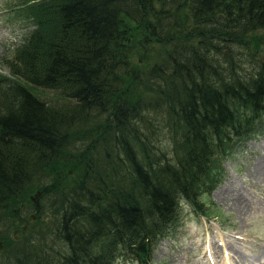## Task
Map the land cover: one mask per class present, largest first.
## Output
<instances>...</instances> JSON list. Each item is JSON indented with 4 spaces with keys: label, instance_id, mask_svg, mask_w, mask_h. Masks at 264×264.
Returning <instances> with one entry per match:
<instances>
[{
    "label": "trees",
    "instance_id": "obj_1",
    "mask_svg": "<svg viewBox=\"0 0 264 264\" xmlns=\"http://www.w3.org/2000/svg\"><path fill=\"white\" fill-rule=\"evenodd\" d=\"M14 6L35 26L6 60L8 75L0 71V233L39 183L58 200L50 210L62 247L2 264H150L183 223L180 201L206 213L200 196L220 183L225 158L264 133V0ZM235 47L261 57L253 73L228 60ZM39 89L59 90L68 103ZM64 168L79 178L59 189Z\"/></svg>",
    "mask_w": 264,
    "mask_h": 264
},
{
    "label": "rangeland",
    "instance_id": "obj_2",
    "mask_svg": "<svg viewBox=\"0 0 264 264\" xmlns=\"http://www.w3.org/2000/svg\"><path fill=\"white\" fill-rule=\"evenodd\" d=\"M17 10L14 0H0V71L7 75L6 60L35 26L31 18L17 15ZM245 51L235 47L228 60L242 63L245 73L251 74L261 57H243L241 53ZM261 54L264 57L263 51ZM219 60L222 65L223 57ZM37 92L49 102L68 103L59 90L39 89ZM151 127L156 128L157 137L153 134L157 143L169 154L166 132L154 123ZM223 167L217 187L200 196L206 213L198 214L188 203L180 201L183 223L174 234L159 242L150 264H240L239 258L242 261L254 253L264 252V133L239 144L233 154L225 158ZM61 172L56 179L59 189L72 186L79 178L70 168ZM20 201L18 206L22 212L14 216L10 228L0 233V264L26 251H58L62 247L55 236L59 219L57 213L50 210L58 200L50 193L42 196L41 185L36 183L26 188L16 204ZM35 204H42V209L34 212ZM116 264L136 263L121 258Z\"/></svg>",
    "mask_w": 264,
    "mask_h": 264
},
{
    "label": "bare ground",
    "instance_id": "obj_3",
    "mask_svg": "<svg viewBox=\"0 0 264 264\" xmlns=\"http://www.w3.org/2000/svg\"><path fill=\"white\" fill-rule=\"evenodd\" d=\"M256 173H257V175L261 174V172H256ZM261 252L254 253L251 258L243 259L242 261L239 258L238 261L241 262L240 264H264V252H262V253ZM237 264H239V263H237Z\"/></svg>",
    "mask_w": 264,
    "mask_h": 264
}]
</instances>
